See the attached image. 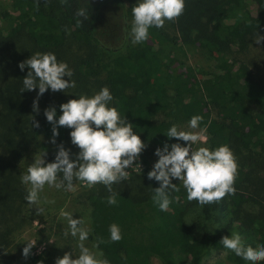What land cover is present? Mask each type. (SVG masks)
<instances>
[{
    "label": "trees",
    "instance_id": "obj_1",
    "mask_svg": "<svg viewBox=\"0 0 264 264\" xmlns=\"http://www.w3.org/2000/svg\"><path fill=\"white\" fill-rule=\"evenodd\" d=\"M10 1L12 12L2 14L0 30V39L8 44L0 53V256L9 244L4 239L12 229L11 221L19 217V204L26 202L28 187L20 175L28 154L47 152L46 163L54 162L57 145L66 147L73 130L60 127L53 146L41 139L43 132L53 134L44 110L55 107L58 120L60 105L75 98L68 95L62 101L65 97L49 88L39 98V113L33 111L39 89L21 92L28 69L21 71L19 64L31 56L23 41L32 52H52L68 64L74 72V96L107 86L113 96L109 106L133 125L145 148L185 143L166 136L172 125L155 122L158 114L186 120L200 115L204 119L199 127L208 133L210 150L226 144L238 162L235 195L202 209L196 201H188L181 185L179 191L170 192L167 211L153 202L154 189L160 186L153 181L142 179L132 191L114 190L116 205L107 203L110 193L99 185L90 195L92 228L95 240L99 236L109 241L99 245L108 260L153 264V257H158L164 264H187L190 256V264H199L211 249L223 247L220 241L231 231L250 235L248 246L264 245V68L261 72V49L253 52L258 33L264 36V0H185L183 14L171 25L175 34L166 28V21L162 28L149 29L148 40L130 48L132 7L138 0L130 4L127 0H68L67 4L39 0V7L37 0ZM80 8L86 9L88 19L76 16ZM198 47L214 57L219 73L203 72L182 60L188 50ZM101 73L104 76L99 77ZM249 102H256L259 111L248 110ZM33 119L39 121V128L32 127ZM145 155L140 156L146 159ZM62 176L58 174V181ZM254 200L262 201L258 211L244 208L245 202ZM195 207L201 214L189 222ZM225 210L233 213L231 230H212L205 223L208 213L219 217ZM113 223L121 229L119 242L110 241ZM28 258L39 264L42 257L34 246Z\"/></svg>",
    "mask_w": 264,
    "mask_h": 264
},
{
    "label": "clouds",
    "instance_id": "obj_2",
    "mask_svg": "<svg viewBox=\"0 0 264 264\" xmlns=\"http://www.w3.org/2000/svg\"><path fill=\"white\" fill-rule=\"evenodd\" d=\"M61 4H67L68 0H60ZM39 7V0H37ZM185 0H138L132 7L133 20L130 36L132 43H143L149 38V29L162 28L166 21H175L184 12ZM77 17L88 19L86 9L80 8L76 12ZM81 25L82 21L77 20ZM264 36L259 33L255 42L260 44ZM23 71L28 69L27 76L23 78L21 92L39 89L37 98L33 101V111L39 113V98L49 88L53 92L67 91L76 86L71 78L74 75L66 62H59L52 52H36L27 60L19 64ZM69 77L70 80L64 79ZM113 96L107 86L89 97L81 95L78 99H71L60 105L62 115L57 120L55 107L44 110L47 121L52 124L51 143L56 145L59 136L58 129L66 127L73 129L70 132L71 143L79 148L75 160L71 158V152L64 144L57 145L54 162L46 163L45 156L36 153L34 162L27 166L26 171L20 175L21 182L28 186L25 200L30 206L35 205L37 215L43 214L44 209L39 207V194L45 186L63 188L65 191H73V181H79L89 187L103 184L110 195L106 198L109 205L117 204V193L113 190L114 184H120L129 179L131 168L145 149L146 145L140 136L133 130V125L121 117L116 107H110ZM203 116L193 115L188 127L192 131L179 130L173 124L167 131L169 139L176 138L187 142V146L180 143H164L158 147L155 155L159 157L153 169L148 173L149 180H155L160 186L154 189L153 202L161 211H167L172 200L171 191H179L173 179L183 184L187 191L188 201H196L199 206L218 203L226 195H235L234 187L238 176V162L228 145L218 146L215 150L208 147L193 148V145L202 140L203 130L199 129ZM32 127L39 128V121L32 120ZM62 173V179L58 181V174ZM66 182V183H65ZM178 199V198H177ZM60 215L67 220L68 229L72 237H78L79 255L73 258L72 252H67L62 258H56L55 264H110L103 258V253L92 251L85 246L89 238V229L85 227L83 218L74 219L73 214L61 210ZM110 241L119 242L122 239L120 227L113 223L109 226ZM102 237H97L92 248H98L102 243H108ZM220 244L235 255L246 261L257 264L264 261V245L253 248L245 246L239 233H231L224 236ZM34 243H26L23 256L28 258Z\"/></svg>",
    "mask_w": 264,
    "mask_h": 264
},
{
    "label": "rangeland",
    "instance_id": "obj_3",
    "mask_svg": "<svg viewBox=\"0 0 264 264\" xmlns=\"http://www.w3.org/2000/svg\"><path fill=\"white\" fill-rule=\"evenodd\" d=\"M128 4L132 3L135 0H127ZM10 11L12 12V4L10 0H0V30L2 31L3 21L2 14ZM173 21H167L166 28L170 33L175 34L174 29L171 28ZM18 45L17 41L14 42V45ZM22 47L27 48L29 55L35 54L30 50V45L26 42H22ZM128 47H134L137 44L132 43L131 37H129L127 41ZM261 46V48H260ZM8 47L7 43H4L0 39V53L4 52ZM261 49V63H259V67L264 68V41L260 44L254 45V53ZM26 50V51H27ZM76 50V48H75ZM25 51V52H26ZM8 55V54H6ZM24 57L28 55L21 54ZM254 55V54H253ZM188 66L197 67L203 72L208 73H219L218 65L214 57L204 49L201 48H192L187 51V55L182 59ZM101 73L99 77L104 76ZM104 86L95 88L91 93L83 94L89 97L93 96L97 92H99ZM74 88H69L67 91H58L59 94L63 95L65 98L62 101H66L68 95L72 98L78 99L79 96H74ZM71 100V99H69ZM247 109L252 112H258L259 106L256 102H249L247 105ZM215 117L217 116L214 111L213 114ZM190 120L186 119H176L173 116H169L167 114H158L155 117V122H166L171 125L175 124L178 126L179 130L183 131H192L188 127ZM203 130L202 140L198 141L193 145V148L198 149L199 147H208L210 149L209 137L206 129L199 127V129L195 131ZM53 134L48 132H43L41 139L47 143L48 145L53 146L50 141L52 139ZM182 146H187V142H185ZM69 149L71 152V158L75 160L76 154L80 151L78 147L73 145L71 142L65 147ZM145 151H142L143 154H146L145 157H139L137 161L131 166V168L126 169L129 172V179L127 181H122L120 184H114L113 190H134L136 186H138L142 179H147L148 181H153L157 184H160L158 181L149 180L148 173L153 169L154 164L158 161L159 157L155 155V151L150 148H145ZM36 153L41 154L39 151H32L28 154L25 163L22 166V171L25 172L28 165L34 162V155ZM42 155V154H41ZM250 157V156H248ZM252 161H255V156L251 155ZM135 178H139L135 180ZM145 184L149 182L144 181ZM174 184L183 186L179 180L173 179ZM99 185L96 184L92 187H89L79 181L74 183L73 191H65L63 188L57 189L55 186L49 187L45 186L44 190L39 194L40 201L39 207L43 208V214L37 215V208L35 205L30 206L28 202H24L19 204L20 214L19 217H13L11 221V231L8 237H5L4 240H8L9 244L6 245V250L2 251L1 258L3 264H33L29 258H25L23 256V249L28 242H32L36 248V254L41 258V262L39 264H55L56 258H62L65 253L72 252L73 258L79 255L78 248V237L74 238L71 236L70 232L68 236H65L64 233L68 229L67 220L60 215L61 210L69 212L73 214L74 219L83 218L85 221V227L89 229V238L85 241V246L89 247L92 251L103 253V258H106L105 253L98 247L92 248V245L96 242L94 231L92 228V204L90 201V195L93 193L92 191L99 190ZM132 185L133 188H132ZM136 185V186H135ZM28 187V186H27ZM95 189V190H94ZM139 189V188H138ZM137 189V190H138ZM141 194L140 191L137 192ZM262 201L254 200L253 202H245L244 208L248 211H258L260 209ZM216 205V204H215ZM204 207H201V209ZM199 214H201L198 209L195 207L190 213L191 216L188 217V221L192 222L194 219L199 218ZM209 214V218H205V223L211 226L212 230H221L228 231L231 230L229 228V223L233 218V213L231 210H225L222 212V215L216 217V214ZM211 221V222H210ZM230 233H238L235 231H231ZM242 237V240L245 246H248L250 241V235H244L239 233ZM1 251V250H0ZM107 259V258H106ZM153 264H164L158 257H153ZM110 264H117L115 261L109 260ZM191 257L188 256L187 264H190ZM199 264H252L250 261L244 260L243 263H239L238 259L233 255L232 251L224 248V247H216L211 249L209 253H207ZM260 264V261L257 262Z\"/></svg>",
    "mask_w": 264,
    "mask_h": 264
}]
</instances>
